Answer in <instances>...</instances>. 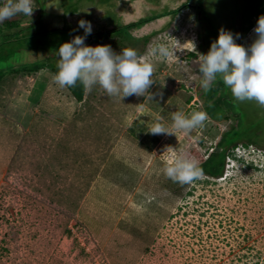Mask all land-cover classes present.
I'll return each instance as SVG.
<instances>
[{
  "label": "rangeland",
  "instance_id": "1",
  "mask_svg": "<svg viewBox=\"0 0 264 264\" xmlns=\"http://www.w3.org/2000/svg\"><path fill=\"white\" fill-rule=\"evenodd\" d=\"M36 2L30 18L0 23V54L31 43L44 58L38 64L56 66L59 46L75 36L50 31L84 33L80 20L91 23V34L116 28L100 43L95 36L84 43L117 54L131 48L144 57L153 43L171 47L174 39L183 48L152 60L151 97L120 100L97 85L77 101L48 70L3 82L0 264H264V107L236 101L227 88L232 108L211 117L199 94V55L220 29L245 48L254 40L251 27L242 30L250 0H202L203 16L197 0ZM194 110L209 119L190 136L148 132L157 116L168 125L173 112ZM236 129L246 136L227 148L221 177L203 174L181 186L162 174L173 148L199 162Z\"/></svg>",
  "mask_w": 264,
  "mask_h": 264
},
{
  "label": "clouds",
  "instance_id": "2",
  "mask_svg": "<svg viewBox=\"0 0 264 264\" xmlns=\"http://www.w3.org/2000/svg\"><path fill=\"white\" fill-rule=\"evenodd\" d=\"M33 10V0H3L0 4V23L17 14L30 18ZM78 27L84 30L85 35L62 43L55 53L58 57L57 71L51 79L61 89L74 87L80 82L89 93L98 85L109 97L120 100L132 95L147 94L151 97L149 89L155 83L152 79L155 72L152 60L167 59L175 55L176 49L183 48V44L174 39L171 47L163 42L153 43L144 57L131 48L121 49L117 54L108 45H85L86 36L92 33L89 21H78ZM251 29L255 38L247 48L235 43L231 32L219 30L208 53L199 55L200 86L207 92L219 77L236 101H254L264 107V11L255 19ZM191 44L195 50V44ZM208 119L204 111L194 110L187 114L175 111L170 124L166 125L163 118L157 116L148 132L153 135L179 132L190 136L194 130L204 128ZM162 174L184 186L202 179L203 169L196 158L184 151L176 152L173 148V155L162 168Z\"/></svg>",
  "mask_w": 264,
  "mask_h": 264
},
{
  "label": "trees",
  "instance_id": "3",
  "mask_svg": "<svg viewBox=\"0 0 264 264\" xmlns=\"http://www.w3.org/2000/svg\"><path fill=\"white\" fill-rule=\"evenodd\" d=\"M35 3H39L36 2V0H34ZM196 12H198L199 14H201V16L204 15V11H203V7H202V0H197V4L195 6ZM264 11V0H250L249 5L246 7V13L243 19V33L246 32L250 27H252L255 23V19H258L259 16L262 15ZM153 18H145V19H141L140 21H137L135 23H132L130 25H127L125 28H132V27H140L143 24L147 23L148 21L152 20ZM18 26L17 22H7L6 23V27L8 29H12L13 27ZM34 26V25H33ZM118 31L116 28L110 30V31H103V32H98L97 34H91L86 36L87 39L92 38L93 36H95L96 41H94L95 43H100L101 41H103L104 39H106L107 37H109L108 35L112 32H116ZM52 33H59V34H64L65 32L69 35H73V36H84V33H77L71 30H65V29H60V30H53L50 31ZM65 33V34H66ZM20 34H22V31L20 32ZM8 35H13V33L8 34ZM31 37H34L33 35H31ZM146 41V39L144 40ZM92 42H88L87 46H91ZM11 51H9L10 54ZM12 53V52H11ZM194 55V54H191ZM40 64H35V65H31V66H27L26 67V72H36L40 69ZM47 67H49V69L51 70V72L54 74L57 71V68L55 65H47ZM4 74H0V79L3 77ZM67 89L71 92V94L73 95V97L77 100V101H81L82 97H83V93H84V87L80 82H77L76 86L74 87H67ZM199 94L204 95L205 97V108L206 111L208 112V114L211 117H215L216 114L221 110V108L223 106H225L227 109L232 108L231 106H229L228 104H225L226 100H225V95L227 96V87L223 84L222 80L217 77V79L213 82L212 86L210 87V89L205 92L201 86L199 87ZM239 114H235V116L237 117ZM236 126L237 129L240 126L239 120L236 121ZM234 130L231 134H225L221 137V139L219 140V142L216 144L217 148L220 150L218 152H211L208 154V156L203 159L200 158L199 161V166L203 169V174H206L208 176L214 177V178H218L221 177L222 172H223V166H224V160L226 157V150L229 146L234 147L236 145L235 141L238 139H241L243 137H245L246 135H244L243 131H239V130ZM250 142H254L250 139H248Z\"/></svg>",
  "mask_w": 264,
  "mask_h": 264
},
{
  "label": "crops",
  "instance_id": "4",
  "mask_svg": "<svg viewBox=\"0 0 264 264\" xmlns=\"http://www.w3.org/2000/svg\"><path fill=\"white\" fill-rule=\"evenodd\" d=\"M15 33L17 32H14L13 35H8L10 33L4 34V35L6 36L7 39L9 38L11 39V37L14 36ZM23 33L24 32H22V34ZM22 34L19 33V36L20 35L22 36ZM31 35L36 36L37 34L32 33ZM31 47H33V45H31L30 43L29 45L27 44L26 46H19L15 48L16 50L13 49V51H11L12 53L10 52V54L9 52L5 54H0V74H4L3 77L0 79V88H2L4 81L6 82L8 78L15 76V75L16 76L20 75L23 77H30V78H35V77L38 78L39 77L38 75H43L42 73L44 71L48 70L51 72L49 67H47V65L45 64L41 65L40 69L36 72H26L27 66L38 64L37 62L40 63V61L44 59L42 58L43 56H37L35 49L33 51L30 49ZM52 51L53 50H50V53H52L51 56H53L54 54V52ZM44 76L46 75L44 74ZM35 83H36V80L34 81L33 87L36 86Z\"/></svg>",
  "mask_w": 264,
  "mask_h": 264
},
{
  "label": "flooded vegetation",
  "instance_id": "5",
  "mask_svg": "<svg viewBox=\"0 0 264 264\" xmlns=\"http://www.w3.org/2000/svg\"><path fill=\"white\" fill-rule=\"evenodd\" d=\"M199 47L203 48V44L201 43Z\"/></svg>",
  "mask_w": 264,
  "mask_h": 264
}]
</instances>
